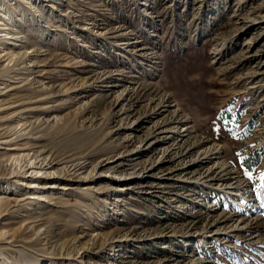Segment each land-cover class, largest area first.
<instances>
[{"label":"rangeland","instance_id":"obj_1","mask_svg":"<svg viewBox=\"0 0 264 264\" xmlns=\"http://www.w3.org/2000/svg\"><path fill=\"white\" fill-rule=\"evenodd\" d=\"M142 1L0 0V93L22 85L18 77L30 78L17 92L23 105L0 114V132L9 135L2 140L12 139L0 143V174L12 177L0 187L54 202L0 218V264H264V0ZM120 26L163 56L157 77L148 61L131 59L109 36ZM9 27L25 36V51H36L35 73L8 70L19 69L13 44L25 43L10 38ZM137 71L145 86L140 97L116 106L122 87L106 91L102 79ZM191 87L190 94L183 89ZM165 92L190 118L192 140L223 149L220 161L241 178L240 196L171 180L156 194H122L116 188L125 181L118 179L72 181L66 191L33 187L53 181L42 175V160L86 154L95 164L139 149L147 127H124L136 126L149 98ZM13 111L18 115L3 121ZM26 124L28 134L16 138ZM160 155L141 153L113 176L144 169ZM229 217L223 228L244 220L250 229L214 235Z\"/></svg>","mask_w":264,"mask_h":264},{"label":"bare ground","instance_id":"obj_2","mask_svg":"<svg viewBox=\"0 0 264 264\" xmlns=\"http://www.w3.org/2000/svg\"><path fill=\"white\" fill-rule=\"evenodd\" d=\"M138 4L141 6L145 5L146 3L139 0ZM8 29L10 30V38L14 39L15 41L25 42L21 44H15V42L13 44L15 47L19 48V51L16 50L13 52L17 56L15 64H17L19 69L17 67L15 68L14 66L8 68V70H20L23 71L24 74L35 73V67L39 66V64L37 62L31 61V58L33 55H35L36 51H25V49L27 48L26 43L28 42L26 41V39H24L25 36H22L20 32H18V30L14 28L9 27ZM127 33L128 31L126 32L125 28L121 26L113 30L111 29L108 32L110 37L119 39V42L117 44L118 48L129 52V54L131 55V59L148 61L149 69L147 70L154 73V76H152L151 78L157 77L158 74L155 72V70L159 71L158 66H160L161 58L163 56L157 51H153L152 54L149 53V51L152 50L150 45H147L146 43H144V41L137 40V35L127 37ZM219 52L220 49H215L213 54L216 56L219 54ZM141 72L142 71H137V73L135 74H130L128 78H125V76L115 77L109 74H105V77L103 76L104 78L102 79V82L106 91L111 92L115 88L122 87V89L120 88V94L115 101L116 106L121 105L122 103L131 100L132 98H135L136 96H138L137 93L145 88L143 84H140V82L137 81L140 76H142L140 75ZM0 77H3L1 73ZM12 78H14V76H12ZM18 79H21V81L23 82L22 85L11 86L6 89V91L0 93V114L23 105V101L17 96V92L23 85L29 82L30 78L24 76L18 77ZM154 80L155 79L150 82V86L153 88H160V85H158L159 80H156V83L153 82ZM192 81L193 80H191L190 82ZM183 89H188L187 92H189V94L193 91L192 87L191 89ZM176 95H179V93H176ZM139 97L140 96H138V98ZM171 98V94H168L166 92L165 94H161L158 96L154 95L150 97L147 102L149 111H147L141 117L139 116L136 122V126L132 128L129 126L124 127L127 130L134 131H140L143 127H147L149 131L147 132L145 139L143 140L139 149L133 150L131 152L124 151L123 153L112 157H102L95 164L90 161L89 157L86 154L68 155L58 159L55 157H51L48 160H42V163L40 164L42 170H44L42 175L52 178L53 181L48 185H33V187L61 189L66 191L68 189H71L70 183H72V181H82L83 183L88 184L89 182L96 181L98 179H118L125 181V183L122 184V187L116 188V190L122 192V194H126L134 188H152V191L148 189V191L146 190L144 192L143 189L139 190V192L141 191L146 194H156L159 192V189L164 186L162 185L164 181L166 182L168 180H171L176 182H185L189 185L192 183H196L205 187L210 186L213 189L220 190V192L223 191L233 196H240V194L237 192L240 186H242L240 184L241 178L238 175H235V172H232L230 165L220 161L223 149L215 144H207L208 141L203 138L192 140L194 138L193 133L195 132V128L190 124L191 120L189 117H187L188 115H184L182 113L183 111L179 107H177L176 104L172 103ZM36 101L37 100H34L32 102ZM33 109V107H30L24 111L31 112L33 111ZM130 109L128 111H130ZM17 115L18 112L13 111L9 114V116L4 118L3 121H5L10 116L13 117ZM40 120L42 121L41 124L49 121L44 118ZM149 123L151 124L147 125ZM0 126L3 127V124H1ZM28 127L29 126H27L26 124V126L21 131L16 132V138L25 137V135H27L30 131ZM3 134L4 133L0 132V143H8L12 140H2L3 138H8L9 136H4ZM196 149V156L187 159ZM151 151L161 152V155L156 161H154V163H151L150 165L144 167V169H136L133 172H130L127 176L124 175L121 178L113 176L112 169L128 165V161L132 160L133 158L135 159L139 157L141 153ZM39 161H41V159H39ZM170 162H175L174 166L168 168V170L165 171L166 169L164 168V166ZM1 166H4V164ZM19 173L23 175L26 172L20 171ZM10 178L12 177H7L5 174H0V183L3 181H10ZM152 180L153 182L149 183ZM135 182H139L141 184H139L138 186L133 185ZM86 188L87 187H84L83 189ZM4 191L6 190L0 187V192H2V194L0 193V218L6 216L7 214L17 213L26 207L38 203L39 200L47 201L46 198L41 197L37 194L18 196L10 195ZM47 202L49 204H54V202ZM211 211L216 210L211 209ZM231 219L234 220L233 217L223 219L222 221L220 220V230H215L213 234L220 237L221 235L235 232V230H241V227L246 230L250 229L247 224H244V220L238 221L234 228H223L226 227L222 226L223 222L229 221ZM35 224L38 225L39 223ZM4 243L5 242L3 240H0V245H5ZM7 243L9 246H14L11 241ZM8 249H10V247H8Z\"/></svg>","mask_w":264,"mask_h":264},{"label":"trees","instance_id":"obj_3","mask_svg":"<svg viewBox=\"0 0 264 264\" xmlns=\"http://www.w3.org/2000/svg\"><path fill=\"white\" fill-rule=\"evenodd\" d=\"M259 156L258 157H256V159H255V161H253V164L251 165V166H255V165H257L258 163H259ZM250 166V165H249Z\"/></svg>","mask_w":264,"mask_h":264},{"label":"snow or ice","instance_id":"obj_4","mask_svg":"<svg viewBox=\"0 0 264 264\" xmlns=\"http://www.w3.org/2000/svg\"><path fill=\"white\" fill-rule=\"evenodd\" d=\"M246 175H248L249 178H251V173H246ZM260 179H261V180H264V173H261V175H260Z\"/></svg>","mask_w":264,"mask_h":264}]
</instances>
